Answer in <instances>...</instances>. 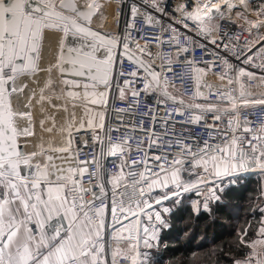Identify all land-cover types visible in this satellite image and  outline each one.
Wrapping results in <instances>:
<instances>
[{
  "label": "snow or ice",
  "instance_id": "1",
  "mask_svg": "<svg viewBox=\"0 0 264 264\" xmlns=\"http://www.w3.org/2000/svg\"><path fill=\"white\" fill-rule=\"evenodd\" d=\"M250 3L186 0L176 8L175 23L261 75L218 54L200 67L190 38L174 26L160 25L161 34L149 32L143 45L131 33L103 34L92 24L105 0H0V264H147L142 249L156 246L167 227L164 201L194 192L202 198L194 211L209 212L222 185L264 172V118L257 124L250 115L264 112V92L251 90L253 82L264 87V5L252 13ZM151 4L164 12L160 0ZM130 12L133 29L137 17L150 28L159 24L136 6ZM46 44L54 46L55 61L41 69ZM180 66L187 73L177 71ZM41 71L49 76L38 102L55 98L64 103L53 107L67 112L70 103L84 115L77 124L75 112L69 114L59 129L60 146L41 143L29 152L25 145L36 136L30 110L35 94L24 105L29 110H18L13 101L27 88L21 81ZM209 72L219 88L206 82ZM186 76L190 93L180 87ZM113 88L127 107L109 108ZM49 90L53 95L45 96ZM142 98L150 100L139 112ZM109 110L127 122L107 127ZM52 121L44 129L49 133L56 127ZM46 122L40 121L42 128ZM80 133L88 140L77 146ZM246 235L239 243L251 251L233 264H264V221L257 239L246 241Z\"/></svg>",
  "mask_w": 264,
  "mask_h": 264
},
{
  "label": "trees",
  "instance_id": "2",
  "mask_svg": "<svg viewBox=\"0 0 264 264\" xmlns=\"http://www.w3.org/2000/svg\"><path fill=\"white\" fill-rule=\"evenodd\" d=\"M260 6L264 0L259 1ZM192 200V201H191ZM193 196L173 205L167 227L159 234V246L147 264H233L243 261L251 251L239 243L258 238L264 221L263 182L249 175L225 189L219 202L210 203V211H194Z\"/></svg>",
  "mask_w": 264,
  "mask_h": 264
},
{
  "label": "built area",
  "instance_id": "3",
  "mask_svg": "<svg viewBox=\"0 0 264 264\" xmlns=\"http://www.w3.org/2000/svg\"><path fill=\"white\" fill-rule=\"evenodd\" d=\"M109 5L113 4V18L110 22L106 19L104 24H98L102 25L104 27V30L98 28L95 24L96 18L93 21L92 27L103 34H110L113 36L119 37H128V34L131 33V39L139 40V42L143 45L146 41L144 40V36H146L149 32L153 33L154 35H160V25H164L165 27L168 26H174L179 29L180 33L183 37H189L190 38V47L194 48V57L196 61L198 62L200 67L204 66L205 61H212L214 59V54H218L221 57H227L230 62L237 68H245L249 71H253L257 73V75H261V70L251 67L250 65L243 64L242 60H238L231 56L230 53L225 52L223 48H217L216 46H213L209 41L205 40L203 37H200L196 34L194 30L191 28L185 29L182 25L175 23L176 20L179 19V14L176 12V8H178L180 5L186 3V0H160L161 7L164 9L163 13L157 12L153 9L151 0H108ZM132 6H136L139 11L142 14L145 15H151L154 18H156L159 21V24L155 28L148 27L141 17H137L135 23L137 25L136 29L131 28V25L133 23L130 9ZM102 13L105 14V11H102ZM106 31V32H103ZM230 31H239L238 29H233ZM163 36L165 39H167L168 33H163ZM150 45V48L152 51H156V44L154 40L147 41ZM205 45L206 48H201L199 45ZM164 51H173L172 48L165 46ZM131 64L125 62L124 68L125 70L131 69ZM177 71H181L184 73H187V69L180 66L177 67ZM116 80H120L121 77L118 75L115 77ZM205 80L207 83L211 84L214 88H219L221 82L218 80L217 76L213 72H209L208 75L205 77ZM179 84V82H177ZM181 87V91H187L190 93L192 91V82L187 79V76L185 78V82ZM251 90L254 92H264V87H257L256 82L252 83ZM31 92L28 91L27 93ZM50 96V95H49ZM37 98V96H36ZM40 98H37L35 100V105L30 109L34 116V122L36 124V136L31 137V139H37L41 142H46L47 144H50L49 141H62L63 142V134L60 133L59 129L61 126L65 125V122L70 119V113L75 112V108L71 106L69 103L68 111L65 112L59 107H53L52 105H61L64 103L62 100H57L55 98L52 99L51 104H49L47 101H44L43 103H39L38 101ZM144 100H150V98H142V103L139 108V112H143L145 110L144 108ZM28 101V98L26 95H21V105L18 110H29L25 109L24 105ZM38 107V108H37ZM121 107H127L126 104L120 102L116 97V91L115 88H113L111 96H110V103L109 108H121ZM250 115H253L255 117V122L258 124L261 122V119L264 118V112H261L259 110L255 111L254 113H251ZM52 118L55 119L56 127L53 128L52 132H47L44 129L52 127ZM121 119H123L125 122H127L128 117H123L122 114L116 113L114 111L109 110L107 112L106 116V126L109 128L117 127ZM179 119V117H177ZM46 120L47 122L43 125V128L40 125V121ZM144 126H149V121L147 119L144 120ZM179 127V126H178ZM199 131V129H197ZM115 136V134L113 133ZM138 138H143L141 134L137 133ZM79 138L76 141L77 146H79L80 140H88V136L84 133L78 134ZM37 137V138H35ZM39 138V139H38ZM42 139V140H41ZM53 143V142H52ZM87 151V149H85ZM83 158V157H81ZM102 163L106 167H110L113 171L116 170L115 165L109 164L107 161H102ZM249 175H258L261 177V180L264 182V172H261L259 170H253L248 172L245 176ZM185 179H195V177H185ZM232 184L225 183V187H230ZM188 196H193L194 200L197 202V200H201L202 198L198 195H196L194 192L190 193H183Z\"/></svg>",
  "mask_w": 264,
  "mask_h": 264
},
{
  "label": "rangeland",
  "instance_id": "4",
  "mask_svg": "<svg viewBox=\"0 0 264 264\" xmlns=\"http://www.w3.org/2000/svg\"><path fill=\"white\" fill-rule=\"evenodd\" d=\"M259 1H260V0H251V3H250V12L254 13L255 10L260 6ZM102 11H105V14L102 13L101 15H99V16L96 18V22H95L96 24H104V22H105L106 19L108 20V22L111 21V19L113 18V4L109 5V1H108V0H105V7H104V9H102ZM252 18L255 19L256 17L253 15ZM262 31H264V30H262ZM46 45H47V44H46ZM46 45H45V46H46ZM45 50H46V47H45ZM43 61H44V56H43L42 62H43ZM54 61H55V52L53 53V55H52V57H51V63H53ZM42 62H41V64H42ZM41 64H40V65H41ZM48 76H49V75H48ZM51 76H52V78L55 79V80H59V78H60V74H59L58 72H55V71L51 74ZM38 77H40V72L37 74V76H35V77L33 78L36 82L39 83L40 80H38ZM69 78H73V77H69ZM76 79H78V78H76ZM101 90H102V89H101ZM49 92H51V91H49ZM24 93H25V92H24ZM33 93L35 94V99L31 100V103H32L33 105H35V100L37 99L36 96L39 95L38 91H37L36 89H33V90H31V92L26 93L25 95H26L27 98L29 99V97H30ZM13 102H14V101H13ZM18 102H19V100H18ZM78 112H79V118H76V122H77V124L80 122V119H81V118L83 117V115H84V113H83V109H80V110L78 109ZM75 115H76V113H75ZM33 144H34V145H33ZM39 144H41V141H39V140H37V139H34V140H33V139L29 138V142L26 143V145H25V150H26V151H29V152H31V151H33V150H36V148H37V150H38V148H39ZM44 144H45L46 146L48 145V144H46V143H44ZM262 182H263V181H262ZM222 186L224 187V191H225V189L229 188V187H225L224 185H222ZM224 191H223V193H224ZM263 194H264V182H263ZM220 195H222V194H220ZM186 196H188V195H186V194H181V196H180L179 198L173 197V198L170 199V200L164 201V204H163L161 207H167V208L170 209V211H169L168 213H162V215H163L164 219L166 220V223H167V224H168L167 217L169 216V214H170V212H171V210H172V206H173V205H179V204H181L182 201H183V199H184ZM191 201H192V200H191ZM197 201H200V200H197ZM164 228H166V227H164ZM164 228H162L161 230H163ZM161 230L159 231V234H160ZM159 234H158V236H159ZM157 248H161V246H159V238H158V243H157L156 246H154V247H152V248L142 249V252L146 255L147 262H148V257H149L151 254L155 253L156 250H157Z\"/></svg>",
  "mask_w": 264,
  "mask_h": 264
},
{
  "label": "bare ground",
  "instance_id": "5",
  "mask_svg": "<svg viewBox=\"0 0 264 264\" xmlns=\"http://www.w3.org/2000/svg\"><path fill=\"white\" fill-rule=\"evenodd\" d=\"M96 24V23H95ZM96 26L102 30H104V27L102 25H98L96 24ZM103 32H106V31H103ZM46 47V50L44 49V52H43V56H44V61L42 62V64L40 65L41 69H46L50 64H51V57L53 55V53L55 52V49H54V46L53 47H49L48 45L45 46ZM48 73L46 71H41L40 72V77H38V82H36L32 77V78H28V77H25L23 79V81H21V83H26L27 84V88L25 89V93L21 94V95H25L28 91L30 90H33V89H36L39 93V95L37 96V98H40V95H41V89L44 87L45 85V82L48 78ZM50 91V90H49ZM49 91H46L44 93L45 96H51L53 95L52 92H49ZM21 95L19 97H16L14 98V100H18L20 99ZM38 108V107H37ZM78 109H83L82 107H76L75 108V113H76V118H79V112H78ZM37 138V137H35ZM39 139V138H38ZM42 140V139H41ZM51 142L50 144L54 145V146H60L62 144V141H56V140H53V141H49ZM53 142V143H52ZM22 144H25V141H21ZM41 143H46V142H41ZM47 144V143H46ZM34 145V144H33ZM40 145V144H39ZM39 149V148H38ZM37 150V148H36Z\"/></svg>",
  "mask_w": 264,
  "mask_h": 264
},
{
  "label": "water",
  "instance_id": "6",
  "mask_svg": "<svg viewBox=\"0 0 264 264\" xmlns=\"http://www.w3.org/2000/svg\"><path fill=\"white\" fill-rule=\"evenodd\" d=\"M94 20H95V18H94ZM93 20V21H94ZM102 33V32H101ZM110 96H111V94H110ZM110 96H109V98H108V103H110ZM18 100H19V102H18ZM18 100H14V106L16 107V108H19L20 107V105H21V97H20V99H18Z\"/></svg>",
  "mask_w": 264,
  "mask_h": 264
}]
</instances>
